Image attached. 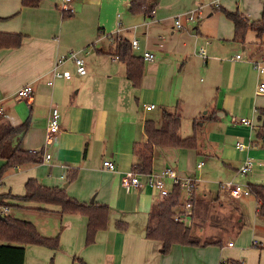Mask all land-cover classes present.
Segmentation results:
<instances>
[{
    "label": "crops",
    "instance_id": "1",
    "mask_svg": "<svg viewBox=\"0 0 264 264\" xmlns=\"http://www.w3.org/2000/svg\"><path fill=\"white\" fill-rule=\"evenodd\" d=\"M58 1L41 0L36 8H23L21 0H0V33L22 36L20 47L0 49V93L7 97L3 103L5 116L0 123L18 126L26 122L28 128L14 146L42 152L40 163L12 167L10 175L22 185V193L14 195L10 189H5L0 190V194L23 196L25 183L33 179L48 188H65L67 196L78 202L107 205L109 216L107 228L98 231L94 242L86 245V217L61 215L58 207L23 203L9 197L4 202L11 206L10 212L7 209L5 214L14 215V208L24 214L26 208H30L37 217L48 218L54 224L55 228L46 226L43 231L36 226L41 236L58 230L56 220L60 223L59 247L47 248L50 252L35 248L34 254H44L51 264H176L184 259L190 264H226L225 252L238 255L243 251L248 258L232 260L234 264H258L264 245L256 233L259 227L264 228V220L256 214L254 197L250 194L241 199H229L218 187V196L212 198L210 191L198 187L197 178L200 179L206 167L204 164L198 169L197 158L220 157L222 165L236 171L237 175L244 160L253 158L251 153L256 159L264 158V151L252 150L261 145L256 138V128L264 120V96L256 95L261 77L253 68L256 75L251 81L244 73L247 65L252 67L251 60H260L264 54L259 52L253 36L252 41L247 39L244 43L231 41L234 34L231 21L221 12L212 13L223 9L222 0H217L218 8L211 4L212 0H146L147 7H153L150 13L131 11L132 3H141L140 0H77L72 4L71 17L67 18L69 23L81 21L80 28L62 34L66 18L62 17ZM242 1L256 4L243 16L259 20L264 0ZM234 7V3H229L226 11L233 12ZM203 16L215 17L217 21L212 37L202 32L206 23L202 22ZM177 18L181 24L179 29L175 26ZM193 23H197L195 31L187 27ZM120 39L129 43L138 41L139 50L131 51L142 59L137 86L127 78L126 64L117 58ZM216 41L231 44V53L245 51L247 58L237 54L240 59H236L237 55L231 57V66H228L218 59L223 54V46ZM198 44L204 46L197 49ZM201 48L205 50V59L198 54ZM144 51L154 54L152 62L143 60ZM70 52L79 53L86 73L79 75L74 63L67 61L59 70L69 72L71 78H53L52 70L57 61ZM199 60L200 69L204 74L210 73L212 83L196 89L191 76L198 71L195 67ZM216 69L220 73L218 78ZM50 80H53L52 85L48 84ZM26 84L33 87L29 107L13 97ZM148 106L154 108L147 110ZM52 107L58 108L61 114L60 131L54 141L46 145L47 120ZM234 107L240 115L247 112L246 118L253 122V129L231 123L229 118ZM156 109L158 114H154ZM258 110L262 115L260 121ZM165 111L177 112L181 117L179 135L182 138L195 135L197 143L190 149L156 147L161 150L155 152L154 149L151 172L171 168L179 177H195L198 190L192 196L191 216L184 223L193 235L221 242L220 246L207 247L173 245L172 256L175 255L176 261L162 257L159 242L145 238L149 214L163 199L158 190L143 185L129 191L120 184L122 177L134 170L133 150L145 142L146 122L151 121L160 128ZM202 130L212 139L206 148L200 145L198 138ZM188 131L192 132L184 133ZM251 136H255V141L248 142V150L235 148L237 142L245 144L243 140L248 141ZM45 155L50 156L48 162L43 160ZM255 158L250 174H257L255 168L263 166ZM107 160L114 164L115 171L103 167ZM71 176L74 179L68 182L67 177ZM165 184L167 189H172L169 179ZM249 197L254 199L252 217L245 211ZM254 219L258 224L253 223ZM118 221L126 224L124 231L116 228ZM231 237L236 239L235 244ZM31 246L35 245L25 246L24 264L29 252L27 247ZM208 247H220L218 261L201 257V251ZM60 248L64 254H58ZM44 256L37 258L40 264Z\"/></svg>",
    "mask_w": 264,
    "mask_h": 264
},
{
    "label": "trees",
    "instance_id": "2",
    "mask_svg": "<svg viewBox=\"0 0 264 264\" xmlns=\"http://www.w3.org/2000/svg\"><path fill=\"white\" fill-rule=\"evenodd\" d=\"M138 1V0H137ZM133 2L131 11L133 13H150L153 7H147L145 1ZM41 0H21V7L36 8ZM221 12L225 18L233 24L234 34L232 42L244 43L247 41L248 33L253 34L255 44L259 45V52H264V3L262 15L259 20H249L239 12H228L224 9ZM62 17H71L72 13L62 12ZM22 36L19 34L0 33V49H15L20 47ZM131 45L128 41H118L117 58L126 64V76L134 86L139 84L142 73V59L132 54ZM262 52V53H263ZM261 54V53H260ZM261 120V110L259 111ZM162 126L157 128L151 121L145 124V142L134 147L133 153L136 161L134 170L148 174L152 170L153 152L156 147H180L195 148L196 136L182 138L179 135L181 117L177 112L165 111L162 116ZM28 128L26 122L11 126L0 123V159L5 160L6 167L12 168L29 163H40L42 152H31L14 146L16 140L23 135ZM256 138L264 148V120L261 126L256 128ZM1 178V175H0ZM74 178L67 177L70 182ZM251 195L257 202L256 214L264 220V185L248 184ZM13 199L23 203H35L40 205L55 206L59 208V214H79L87 218L86 245H91L95 240L98 231L107 228L109 207L98 203H81L67 196L65 188H48L40 185L37 181L29 179L25 183L23 196H13ZM183 192L178 186L172 188L171 193L164 197L149 214L148 224L145 230V238L159 242L163 254L170 251L173 245L188 247H207L211 245L220 246V240L215 238L201 239L193 235L191 228L183 221L175 220L176 216L183 217L185 214L183 203ZM7 194H0V208L11 207L5 201ZM193 201V200H192ZM30 209V208H29ZM45 211V209L38 208ZM1 214V213H0ZM0 218V264H24L25 246L35 245L56 250L59 247V238H46L41 236L33 224L26 220L15 218L10 214H1ZM191 216L188 214L187 217ZM120 231L126 229L122 221L116 223ZM240 228V225H239Z\"/></svg>",
    "mask_w": 264,
    "mask_h": 264
},
{
    "label": "rangeland",
    "instance_id": "3",
    "mask_svg": "<svg viewBox=\"0 0 264 264\" xmlns=\"http://www.w3.org/2000/svg\"><path fill=\"white\" fill-rule=\"evenodd\" d=\"M229 3H234V11L233 12H239L242 15L245 13V11L251 10L252 8L256 7V4L254 3H248L246 1H242L240 2V0H222V8L225 10H228L227 5ZM58 4H60V2L58 1ZM73 4V3H72ZM259 5V4H257ZM208 11V9H207ZM222 10H218L216 12H212V13H217L221 12ZM222 13V12H221ZM206 14V13H205ZM208 14V13H207ZM223 15V14H222ZM224 17V16H223ZM203 20L202 22H205V26L203 29V33L206 34L207 37H212L210 35H213V33H215L217 27L215 26L217 24V21L214 17V19L211 18H205V16H203ZM69 18H66L65 22H64V32L62 34H69L68 32H72V31H76V28H80V22L81 21H76L74 23H69ZM208 20V21H207ZM197 26V23H193L188 25V28H191V30L195 31V27ZM68 30V31H66ZM252 33H248L247 39L252 41ZM254 38V37H253ZM214 40L211 39V43H213ZM218 44H221L223 46L222 50H223V54L222 56H218L219 60H221V62H226V64H228V66H231V57H234L235 55L239 54L241 55L243 58H247L246 56V52L243 50H239V52H233L231 53V47L232 45L229 43H225V42H221V41H216ZM204 44H198L197 45V49H199V47H203ZM236 53V54H235ZM210 57V55L208 54V58ZM202 65V62L199 60V65L195 67L196 72L192 73V84L196 89H200L202 87H204L206 85L207 82L212 83L211 80V76L210 73H206L204 74V72L200 69V66ZM203 70H205L204 67ZM253 67L250 66H246V69L244 71L245 73V78H248L249 80H252V76L256 75L255 71L252 69ZM220 73H219V69H216L215 72V77H219ZM250 80V81H251ZM234 110L231 115L230 118H236V119H240V118H246L248 117L246 115V113H244L243 115L238 112V109L236 107H234ZM158 114L159 110L156 109L154 111V114ZM202 113H204V111H202ZM252 131V130H251ZM192 131H188V132H184V133H190ZM249 132V131H248ZM198 138L200 141V145L204 146V148L207 147V145L209 143H212V139L209 136V134L202 130L201 132L198 133ZM216 139V138H215ZM244 143L247 145L248 142H253L255 141V136H251L250 140H243ZM258 148H254L252 150H257V153L261 152L263 153L264 149H262L261 145L259 144L257 146ZM161 149H157L155 148V152L160 151ZM263 156V154H261ZM259 156V154H258ZM154 157L156 159V153H154ZM250 157H254V154L251 153ZM252 158V159H253ZM256 159V158H255ZM254 160V159H253ZM258 162H261L263 164L262 167L260 168H255L257 170V174H250L248 173L246 176H241V175H237L236 171L234 172L232 169H228L226 166L222 165V161L220 160V157L218 159H216L215 157H203V158H197L198 163L203 162L204 164H206V167L203 168L202 172L200 173V179L199 177L198 180H200L199 182V186L207 191L211 192V197L215 198L216 195L218 196V184L219 183H227V182H238L239 184L245 186L246 184H261L264 185V158H260V159H256ZM6 162L3 159H0V190H5V189H10L11 193L16 195L21 192L22 189V185L15 182L12 178V176L10 175L13 171L12 168H8L6 167ZM172 167L175 165V162H173L172 164H170ZM233 165V164H232ZM169 190V189H168ZM171 190V189H170ZM196 191L198 190V188L195 189ZM202 191H200L201 193ZM217 192V193H216ZM1 195H5V194H1ZM220 195V194H219ZM224 196V195H223ZM10 194H7L6 199H9ZM183 203L185 202V199H188L189 197L186 196V194L183 192ZM28 210H25V213H21L19 211H17L15 208L13 209V213H14V217L18 218V219H22V220H26L28 222H30L31 224L34 225V227L36 228L39 227L40 231H43V227L49 226V227H54V224H52V222L47 218V219H43L41 217H37L35 213H33L32 209L26 208ZM245 211L247 212L246 215H249L250 217L254 216V199L249 197L247 198V203L245 206ZM9 212H10V208H9ZM27 217L29 220H27ZM259 218V217H258ZM261 220V218H259ZM42 220H48V222H43ZM188 220V218L184 221L186 222ZM251 220V218H250ZM256 220L254 219L253 223L258 224L255 222ZM262 224H260L259 226H261ZM56 227L58 230H55L54 232H49L48 235L49 236H43L46 238H54L58 235L59 229H60V223L56 220ZM37 230V229H36ZM257 236H259L261 238L262 241V245H264V228H258L257 229ZM58 237V236H57ZM232 239H234L233 237H231ZM234 242V244L236 243V239L232 240ZM60 243V242H59ZM29 252L27 254V263L26 264H40L38 259L39 258H43L44 254L42 253H35L32 250H36L35 248H37L38 250H41L42 252H50L48 251L47 248H44L42 246H31V247H27ZM172 248L171 247L170 251L166 254H162V257L169 259L170 261H176V258L174 256H172ZM238 249H242V248H238ZM203 254H201V257L206 256L209 257L210 259H216V261H218L219 257H220V247H208V248H204ZM58 254H64L63 252H61V248L58 250ZM51 254V253H50ZM79 255V254H77ZM37 256V257H36ZM194 257L198 258V255H194ZM223 257H225L226 260V264H234V261L232 260H241L243 258H245V260L248 258V254L244 253L243 251H240V253L234 254V253H230V252H225V255H223ZM251 257V255H250ZM257 253L255 251V263H256V259H257ZM38 258V259H37ZM178 261H180V257H178ZM183 261V260H182ZM190 264V261L185 260L183 262L180 263H176V264ZM42 264H51L50 260L45 259L44 256V261L42 262ZM222 264H225V262H223ZM258 264H264V252L261 256V258H259V263Z\"/></svg>",
    "mask_w": 264,
    "mask_h": 264
},
{
    "label": "built area",
    "instance_id": "4",
    "mask_svg": "<svg viewBox=\"0 0 264 264\" xmlns=\"http://www.w3.org/2000/svg\"><path fill=\"white\" fill-rule=\"evenodd\" d=\"M77 0H59L60 2V9L63 12H73V6L72 3H74ZM211 4L218 8L217 0H212ZM175 26L177 29L181 28V24L179 19L177 18L175 21ZM120 28L118 29L119 32ZM132 50H139V44L137 40H133L130 43ZM198 54L205 59L206 54L205 50L201 48L198 52ZM78 52H70L66 56H62L55 65L54 69L52 70V76L53 78H65L70 79L71 74L69 72H61L59 68L67 61H72L76 67V72L79 75H84L86 73L85 69V63L83 59H81ZM143 60L150 63L154 60V54L149 51H144ZM236 59H240V56L237 55ZM252 67L254 70H256L261 77L260 81L257 84L256 87V95L258 96H264V54L262 55L260 60H251ZM49 85L53 84V80L48 81ZM14 99L16 101H20L24 103L27 107L31 105V101L33 98V87L31 84H26L19 88L15 94L13 95ZM7 99L3 94L0 93V119H3L5 116V110L3 107L4 101ZM154 106H148L146 107L147 110L153 109ZM60 121H61V114L56 107H52L49 113V117L47 120V127H46V138H45V144L49 145L54 141L56 136L58 135L60 131ZM232 124H238V125H245L250 129L254 128V124L252 121H250L247 118H231ZM235 148L237 150L246 151L250 148V145H245L241 142H237L235 144ZM50 156L45 155L43 160L49 161ZM204 165L203 162H200L197 164V168L200 169ZM103 167L109 171H115V166L110 161H104ZM254 167V161L250 158H247L244 160L243 164L238 169L237 173L241 176H245L248 173L252 171ZM144 178V180H143ZM169 179L172 183V188L175 186H178L182 192L188 196V199H185L184 202V210L185 214L183 217L176 216L175 220L183 221L187 219L188 214H190V210L192 208V196L195 192V189L197 187L198 180L195 177L188 176V177H179L177 173L171 169V168H164L161 170H158L156 172H150L148 174H145L139 170H133L131 172L126 173L122 179H121V186L125 188L126 190L132 191L134 189H138L140 187L147 186L150 189L158 190L161 197H167L171 191L168 190L165 184V180ZM219 190L229 199H241L250 196V191L248 187L245 185H241L238 182H227V183H219L218 184ZM7 209L0 208V213L5 214ZM229 246H232V243L228 244Z\"/></svg>",
    "mask_w": 264,
    "mask_h": 264
},
{
    "label": "water",
    "instance_id": "5",
    "mask_svg": "<svg viewBox=\"0 0 264 264\" xmlns=\"http://www.w3.org/2000/svg\"><path fill=\"white\" fill-rule=\"evenodd\" d=\"M0 218L3 219V217L1 216V214H0Z\"/></svg>",
    "mask_w": 264,
    "mask_h": 264
}]
</instances>
